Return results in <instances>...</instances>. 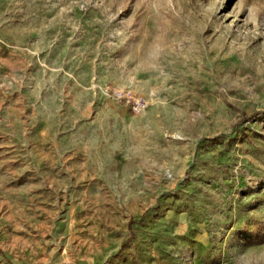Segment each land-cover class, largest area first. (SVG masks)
<instances>
[{
	"label": "rangeland",
	"instance_id": "1",
	"mask_svg": "<svg viewBox=\"0 0 264 264\" xmlns=\"http://www.w3.org/2000/svg\"><path fill=\"white\" fill-rule=\"evenodd\" d=\"M0 264H264V0H0Z\"/></svg>",
	"mask_w": 264,
	"mask_h": 264
},
{
	"label": "built area",
	"instance_id": "2",
	"mask_svg": "<svg viewBox=\"0 0 264 264\" xmlns=\"http://www.w3.org/2000/svg\"><path fill=\"white\" fill-rule=\"evenodd\" d=\"M114 100L118 104L127 102L131 105V108L136 110V111L143 109L147 105L146 100H144L143 98L125 97L124 95L119 94V93L114 94Z\"/></svg>",
	"mask_w": 264,
	"mask_h": 264
}]
</instances>
